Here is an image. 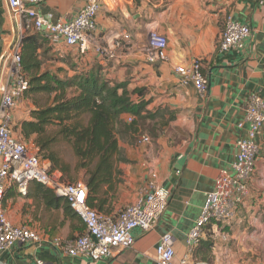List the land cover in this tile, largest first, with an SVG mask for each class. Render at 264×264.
<instances>
[{"label": "crops", "instance_id": "obj_1", "mask_svg": "<svg viewBox=\"0 0 264 264\" xmlns=\"http://www.w3.org/2000/svg\"><path fill=\"white\" fill-rule=\"evenodd\" d=\"M127 1L136 12L135 20L124 23L119 13L103 9L97 18L96 30L83 48L41 41L38 47L41 71L51 70L46 64L60 68L79 61L83 69L75 72L77 77L90 74L101 79L100 82L108 79L112 85L119 86L126 99L145 100L146 110L157 111L165 121L170 118L158 135L153 129L161 125V117L142 118L139 126H121L118 150L124 152L129 162L121 164L123 180L116 194L129 186L130 203L135 202L155 172L158 182L171 189L169 206L152 230L132 231V247L114 250L111 258L93 260L73 257L65 251L70 241L85 232V224L64 198L36 182L30 183L27 196L10 187L3 199L8 218L16 225L25 224L37 231L41 241L16 243L1 255L3 264H36L37 258L53 264H156L160 239L167 232L176 238L177 258L184 257L188 254L186 236L200 216L207 193L220 171L234 160L237 143L246 134V128L239 124L244 120L249 96L264 97V0ZM85 4L86 0H50L40 4L38 10L54 21H68ZM229 14L251 26L252 33L244 39L242 48L221 52L219 41ZM151 25L167 39L170 63L150 64L145 57L129 52L127 44L119 46L111 56L98 51L105 44L104 33L109 28L125 27L145 41ZM20 34L18 17L7 0H0V76L10 64V48ZM67 52L73 54L65 56ZM194 58L203 63L208 79L206 96L174 95L179 78L172 65ZM73 124L78 128V138L80 125L71 121V128ZM162 131L166 132L165 136L161 135ZM145 134L152 137L151 143L140 141ZM258 142L260 151L249 182L250 196L243 206L247 223L264 220V126ZM84 176L85 170H82L77 180H84ZM107 198V213L116 214L125 206L119 201L113 202L112 194ZM236 226L225 229L228 234L221 233V228H209L191 256L211 264H223L219 262L216 243L228 240ZM229 264L240 263L230 260Z\"/></svg>", "mask_w": 264, "mask_h": 264}, {"label": "built area", "instance_id": "obj_2", "mask_svg": "<svg viewBox=\"0 0 264 264\" xmlns=\"http://www.w3.org/2000/svg\"><path fill=\"white\" fill-rule=\"evenodd\" d=\"M19 19L21 34L10 48V64L0 76V257L19 242L38 244L41 235L28 225H16L7 216L3 198L8 188L14 187L21 196H27L29 185L36 182L64 198L85 224V232L65 246L67 254L73 257H89L93 260L111 258L114 250L133 246L132 231L152 230L169 206L171 189L157 180L153 172L143 194L133 203L125 205L116 214L105 213L87 202L88 187L84 180L68 181L49 160L43 159L40 143L35 137H26L24 125L31 116L26 103V94L31 81L24 71L22 58V37L32 31L41 34L50 44L64 43L69 47L83 48L90 35L97 28V18L103 9L119 13L124 23L135 20L136 12L127 0H86L84 8L68 21H54L41 13L38 6L50 0H7ZM252 33L251 26L242 23L229 14L219 41V50L242 48L244 39ZM147 39L142 41L125 27L115 26L104 33L105 44L98 48L102 55H113L119 47L127 44L129 52L146 58L150 64L171 62L168 41L158 34L153 25L148 26ZM179 78V87L174 95L191 98L204 97L208 91V79L203 72V63L194 58L187 63L173 64ZM101 81V79H99ZM108 82V79H104ZM141 118L129 114L122 126H139ZM264 126V97L249 96L244 120L239 127L246 128V134L238 141L234 160L222 169L215 179L213 188L207 193L200 216L186 236L188 254L177 258L176 238L165 233L159 242L156 264H211L191 256L193 249L207 232V227L231 229L234 224L246 220L244 205L250 196V180L255 173L256 159L260 151L259 137ZM162 136L166 132H161ZM151 143L149 134L141 140ZM181 171H178L180 173ZM228 234V233H227ZM36 264H53L37 258ZM0 264H3L0 261Z\"/></svg>", "mask_w": 264, "mask_h": 264}, {"label": "trees", "instance_id": "obj_3", "mask_svg": "<svg viewBox=\"0 0 264 264\" xmlns=\"http://www.w3.org/2000/svg\"><path fill=\"white\" fill-rule=\"evenodd\" d=\"M43 40L48 42L41 34L32 31L22 37L23 67L31 81L28 92L37 97L24 125V134L38 139L43 159L49 160L53 169H59L70 181H76L78 173L85 170L84 181L89 191L87 202L107 213V197L112 194L115 198L123 180L121 164L129 162L124 152L118 150L124 115L135 114L141 119L148 117L152 120L161 117L162 126H167L170 118L165 121L157 111H146L147 101L126 99L119 86L100 82L90 74L75 76L66 83L51 70L41 71L38 47ZM73 87L74 92L70 93L69 89ZM42 94L44 101L38 98ZM71 121L80 125L78 138L73 137ZM61 140L71 145L77 158L74 172L56 149Z\"/></svg>", "mask_w": 264, "mask_h": 264}, {"label": "rangeland", "instance_id": "obj_4", "mask_svg": "<svg viewBox=\"0 0 264 264\" xmlns=\"http://www.w3.org/2000/svg\"><path fill=\"white\" fill-rule=\"evenodd\" d=\"M72 54L73 52H67L65 56ZM73 56H75V54ZM46 65H49V68L53 72L57 73L60 78H63L66 83L70 82L72 76H76L75 72H81L83 69L82 64H80L79 61L73 64L71 62L66 65H62V67H60L62 69L57 68L56 64ZM69 91L70 93H73L74 87L70 88ZM36 98L37 97H35V94L32 92H28L26 94V103L29 110L35 107L34 100ZM38 98L43 101L45 100V96L43 94L39 95ZM55 129H57V127ZM162 129H164V126L156 125L153 131L158 135ZM72 132L74 138H76L79 131L75 124L72 125ZM56 149L59 150L61 156L69 163L72 172H74V166L77 158L74 155L71 145L64 140H61L58 146H56ZM80 173L81 172L78 173V176ZM67 180L70 181L69 179ZM130 198L131 188L129 186H125L120 190L119 195L112 201H119L121 202V205H127L130 203ZM216 246V248H218L217 252L219 253V262H222L223 264H229L230 260L240 264H264V220H260L255 223L242 222L240 225L237 224L231 233L230 238L228 240H218Z\"/></svg>", "mask_w": 264, "mask_h": 264}]
</instances>
